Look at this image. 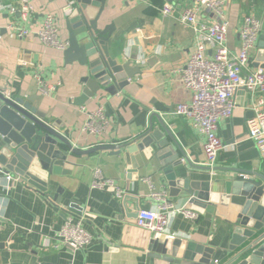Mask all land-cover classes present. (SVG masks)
I'll return each mask as SVG.
<instances>
[{"label":"crops","instance_id":"1","mask_svg":"<svg viewBox=\"0 0 264 264\" xmlns=\"http://www.w3.org/2000/svg\"><path fill=\"white\" fill-rule=\"evenodd\" d=\"M71 2L31 0L33 8L26 20L18 14L0 16V87L9 93L8 98L33 99L32 106L45 114V122L79 151L120 147L146 131L151 123L161 130L153 116L157 114L179 145L172 143L179 155V160L171 164L177 179L188 178L192 183L211 186L219 181V185H213L218 192L245 171L253 173L245 174L249 179L262 182L257 175L264 176V159L254 141L247 139V122L255 116V100L250 92L239 89L233 117L219 123L218 136L225 145L232 146L220 152L214 170L206 164L205 136L191 119L176 114L178 105L191 100L181 82L180 70L195 51L196 35L180 22L179 15L194 6L193 0H107L98 26L101 31L114 26L107 37L110 56L119 64L131 61L139 73L115 93L102 90L83 105H78L77 99L86 87L82 79L87 76V68L77 61L68 63L65 51L43 44L36 35L46 16L52 15L59 39L69 43L67 18L75 7ZM0 3L18 5L21 0ZM165 3L176 6L173 16L161 13ZM226 15L230 23L228 46L233 53L240 50L239 30L247 16L261 22V40L264 0H228ZM9 26L27 30L30 35L17 38ZM257 52L258 48L251 52V69H256ZM38 76L55 86L51 96L40 94ZM261 96L257 94L255 98ZM101 107L109 127L98 138L82 129L89 115ZM132 157L127 159L125 151L120 153L118 149L72 155V167L65 174L50 176L44 193L0 165V264H150L151 241L155 237L137 227L136 219L140 210H155L161 205L152 198L153 194L165 195L173 205L175 214L169 232L213 249L214 262L226 264L243 249L244 246L230 250L232 232L224 219L198 214L199 219L193 221L180 214L178 210L182 209L175 208L178 200L170 196L166 175L159 172V165L149 163L144 167L147 161L143 153ZM97 170L114 180L123 192L121 199L112 189H93ZM71 219L82 220L83 229L92 236L83 250H74L59 237Z\"/></svg>","mask_w":264,"mask_h":264},{"label":"water","instance_id":"2","mask_svg":"<svg viewBox=\"0 0 264 264\" xmlns=\"http://www.w3.org/2000/svg\"><path fill=\"white\" fill-rule=\"evenodd\" d=\"M71 1L75 7L67 18L69 47L64 55L68 63L77 61L87 68V76L82 79L86 87L77 99V104L83 105L102 90L115 93L139 71L132 68L131 61L119 64L110 56L107 37L111 36L114 26L109 25L103 31L98 26L107 0ZM257 48L254 66L264 70V35ZM32 102L33 99L22 97L8 98L5 88L0 87V165L7 173L19 176L44 193L50 176L65 174L72 167L69 162L72 155L118 149L120 153L125 151L129 159L143 153L147 161L144 167L157 163L159 172L166 175L170 196L178 200L176 209L192 210L201 217L213 215L229 225L230 250L244 247L226 264H264V176L257 175L262 182L251 180L246 175L253 173L245 171L246 175L242 173L227 181L222 192L213 190L219 181L211 186V183H192L188 178L177 179L171 164L179 160V155L172 143L179 145L157 114L153 116L161 130L151 123L146 131L120 147L79 151L45 122V114L34 108ZM150 251V264H215L213 249L181 238L155 237Z\"/></svg>","mask_w":264,"mask_h":264},{"label":"built area","instance_id":"3","mask_svg":"<svg viewBox=\"0 0 264 264\" xmlns=\"http://www.w3.org/2000/svg\"><path fill=\"white\" fill-rule=\"evenodd\" d=\"M227 1L193 0L194 6L184 9L179 15L180 22L194 31L196 48L180 70L181 82L190 92L191 100L178 105L176 114L191 119L194 127L205 136L203 149L207 167L211 170L215 169L220 152L232 146L225 145L217 133L220 121L233 117L236 93L241 88L250 92L255 100L252 104L255 116L247 122V139L254 141L264 159V70L250 68V55L257 48L262 24L254 16H247L239 30L240 50L233 53L228 46L230 23L226 15ZM71 3L74 5L73 1ZM32 8L31 0H21L18 5L0 3V16L5 13L18 14L26 20ZM175 12L176 6L171 3H165L161 9L165 16H173ZM8 28L20 39L30 35L27 30L12 26ZM36 35L43 44L59 51H66L69 46V43L59 39L57 21L52 15L46 16ZM37 80L42 96L49 97L55 92V86L45 83L41 76ZM257 94L263 96L255 98ZM5 96L9 97V93L5 92ZM108 127L106 111L101 107L89 115L82 131L100 138ZM92 187L101 191L112 189L118 199L123 197V192L114 180L107 179L101 170L96 171ZM152 198L161 201V205L155 210H140L136 219L137 227L152 233L154 237L166 235L170 239L178 238L169 232L175 214L173 205L163 194H153ZM178 212L187 219H199L198 213L194 211L182 209ZM59 237L65 245L76 251L83 250L92 239L83 229L82 220L75 222L72 219L65 223ZM215 264L219 263L216 261Z\"/></svg>","mask_w":264,"mask_h":264}]
</instances>
